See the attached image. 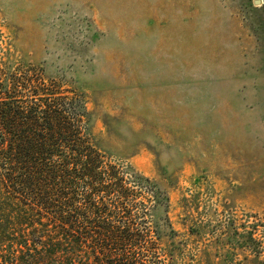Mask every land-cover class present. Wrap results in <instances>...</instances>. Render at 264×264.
Wrapping results in <instances>:
<instances>
[{"label":"rangeland","instance_id":"1","mask_svg":"<svg viewBox=\"0 0 264 264\" xmlns=\"http://www.w3.org/2000/svg\"><path fill=\"white\" fill-rule=\"evenodd\" d=\"M0 76L143 181L153 262L264 264V0H0Z\"/></svg>","mask_w":264,"mask_h":264},{"label":"trees","instance_id":"2","mask_svg":"<svg viewBox=\"0 0 264 264\" xmlns=\"http://www.w3.org/2000/svg\"><path fill=\"white\" fill-rule=\"evenodd\" d=\"M18 87L0 76V264H157L143 181L108 162L84 113L15 106Z\"/></svg>","mask_w":264,"mask_h":264}]
</instances>
